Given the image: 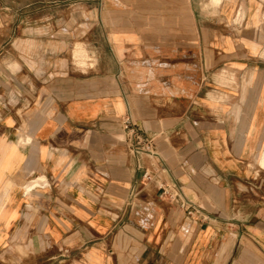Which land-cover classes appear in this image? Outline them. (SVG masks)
Wrapping results in <instances>:
<instances>
[{
  "label": "crops",
  "instance_id": "crops-1",
  "mask_svg": "<svg viewBox=\"0 0 264 264\" xmlns=\"http://www.w3.org/2000/svg\"><path fill=\"white\" fill-rule=\"evenodd\" d=\"M73 1L0 0V264H264V0H103L80 72Z\"/></svg>",
  "mask_w": 264,
  "mask_h": 264
},
{
  "label": "rangeland",
  "instance_id": "rangeland-1",
  "mask_svg": "<svg viewBox=\"0 0 264 264\" xmlns=\"http://www.w3.org/2000/svg\"><path fill=\"white\" fill-rule=\"evenodd\" d=\"M74 11L77 12L78 15V34H77V43L72 45L71 50L67 51L65 55L72 61L75 65L77 71H85L86 67H93L95 61L98 59L101 52V47L106 43V36H104L100 31H96V27L98 24L97 20H94L92 23V30L88 31L90 37L84 36V25H85V15L90 11H93L97 15L103 10V0H74ZM91 27L89 23V28ZM91 29V28H90ZM87 44V45H86ZM87 46V47H86ZM91 46V48H90ZM261 167H264L260 163Z\"/></svg>",
  "mask_w": 264,
  "mask_h": 264
},
{
  "label": "built area",
  "instance_id": "built-area-1",
  "mask_svg": "<svg viewBox=\"0 0 264 264\" xmlns=\"http://www.w3.org/2000/svg\"><path fill=\"white\" fill-rule=\"evenodd\" d=\"M128 122V121H127ZM126 122V124H127ZM148 179V175L146 174L145 175ZM163 194L169 199V200H172V201H176L177 200V196H174L172 194H170V192L168 190H163ZM179 208L187 215V216H191L194 212H195V209L194 207L192 206V204L186 202V201H180L179 202Z\"/></svg>",
  "mask_w": 264,
  "mask_h": 264
}]
</instances>
